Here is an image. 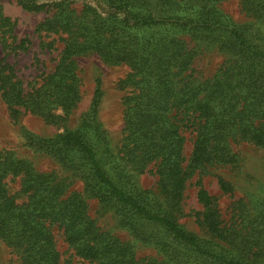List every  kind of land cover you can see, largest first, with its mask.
<instances>
[{
    "label": "trees",
    "instance_id": "obj_1",
    "mask_svg": "<svg viewBox=\"0 0 264 264\" xmlns=\"http://www.w3.org/2000/svg\"><path fill=\"white\" fill-rule=\"evenodd\" d=\"M221 1L18 0L27 10L52 8V16L36 30L57 36L64 45L54 70L29 90L12 64L0 62V92L11 112L23 108L60 124L81 95L76 56L97 54L107 63H126L125 81L132 90L126 98L124 145L144 162L156 163L158 175V191L153 192L134 185L119 165H108L105 130L97 118L98 81L93 105L77 128L51 137L28 135L29 145L51 155L68 176L39 172L27 159L0 153V237L26 264H65L54 225L77 257L96 264H264V198L257 213L242 209L240 228H232L223 225L215 198L199 182L201 222L208 235L189 231L177 218L187 181L197 170L235 164L232 142L264 147V0H241L252 18L248 23L224 13ZM13 28L0 5L5 48L13 46L8 40L15 41ZM185 36L196 46L189 47ZM197 43L218 47L230 57L212 78L188 74L200 52ZM179 114L192 117L197 126L186 166ZM18 177L20 189L12 193L8 179ZM73 177L83 184L82 193L68 192ZM218 182L223 191L232 189L223 177ZM88 197L113 211L119 226L152 244L161 258L138 257L131 242L103 230L89 214Z\"/></svg>",
    "mask_w": 264,
    "mask_h": 264
},
{
    "label": "rangeland",
    "instance_id": "obj_2",
    "mask_svg": "<svg viewBox=\"0 0 264 264\" xmlns=\"http://www.w3.org/2000/svg\"><path fill=\"white\" fill-rule=\"evenodd\" d=\"M47 1V0H40ZM0 5L6 15L14 22L13 39L8 40L12 47H4L0 43V62H9L13 65L16 76L22 81L26 90L37 87L43 77L52 72L58 63L64 43L55 35L37 31L36 27L46 17L52 16V8L43 10H27L18 0H0ZM80 10L81 2H74ZM219 8L230 15L238 23H248L252 18L243 9L241 0H223ZM189 47L196 46V41L185 36ZM25 40L24 45L17 46ZM52 41L53 46L46 43ZM13 42V43H11ZM17 46V47H16ZM198 55L191 66L193 77L205 80L212 78L228 63L230 57L226 51L218 47L198 45ZM77 72L80 78V99L77 106L68 115L67 120L60 124H52L42 116L21 108L20 113L11 112L8 104L0 92V153L11 152L18 158H24L33 163L39 172H56L60 177H66L69 172L64 169L51 155L29 145L30 133L51 137L64 130L75 129L79 126L84 113L88 112L94 99V92L100 81L101 97L97 106V118L105 130L103 149L108 165L120 166L130 177L131 182L141 189L158 191L157 164L144 162L138 151L125 147L127 109L126 98L130 95L131 86L125 81L130 71L126 63L111 64L105 62L97 54H81L75 57ZM180 119L181 131L185 137L184 156L186 166L191 159L197 126L184 114L177 116ZM238 161L235 164L216 163L208 165L206 169L197 170L187 181L181 210L177 214L178 221L189 231L206 237L207 231L203 225V205L197 198L199 182L215 198V207L218 210L223 225L240 228L242 209L250 213H257V203L264 198V147H259L247 141L231 143ZM116 163V164H115ZM223 177L231 184L230 191H223L218 178ZM68 192H83V184L77 178ZM9 190L15 193L20 189V178L8 179ZM20 198L19 200H21ZM24 199V198H23ZM89 214L97 224L106 231L118 236L135 246L138 257L156 256L161 258L152 244L144 242L132 233L117 224L113 211L102 205L98 199L88 197ZM62 261L65 264H96L76 256L73 248L65 240L63 230L56 225L52 227ZM67 262V263H66ZM0 264H26L21 253L8 245L0 237Z\"/></svg>",
    "mask_w": 264,
    "mask_h": 264
}]
</instances>
